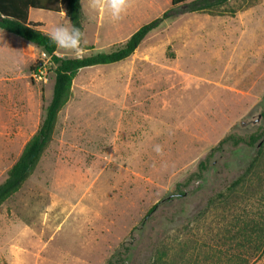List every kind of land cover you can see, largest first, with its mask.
Instances as JSON below:
<instances>
[{
  "label": "rangeland",
  "instance_id": "374dc122",
  "mask_svg": "<svg viewBox=\"0 0 264 264\" xmlns=\"http://www.w3.org/2000/svg\"><path fill=\"white\" fill-rule=\"evenodd\" d=\"M81 7L84 43L62 57L108 52L172 8L128 0L113 21ZM171 11L125 59L75 73L34 171L0 204V264H105L129 241L121 264H264V0ZM31 19L71 25L48 10ZM23 42L0 29V184L53 91L48 57ZM208 154L203 181L176 196Z\"/></svg>",
  "mask_w": 264,
  "mask_h": 264
},
{
  "label": "trees",
  "instance_id": "16d2710c",
  "mask_svg": "<svg viewBox=\"0 0 264 264\" xmlns=\"http://www.w3.org/2000/svg\"><path fill=\"white\" fill-rule=\"evenodd\" d=\"M65 4L66 15L71 25L80 28L83 33L81 0H61ZM228 0H171V6L184 7L188 11H211L214 7L226 3ZM59 0H0V29L17 35L23 40L34 44L45 53L52 64L53 70V91L52 96L45 107L44 116L35 133L24 145L19 157L8 169L5 180L0 184V204L17 191L22 183L34 171L40 157L52 139L57 114L66 100L72 78L75 73L82 68L99 64H110L125 59L131 55L139 46L145 36L154 28L158 27L162 21L172 17L171 9L164 12L161 17L140 26L123 43L108 52H97L91 55L62 57L57 53V46L50 41L46 32L39 29L40 23L31 22L28 19L29 10L40 9L48 11L59 10ZM38 65L35 67L37 68ZM33 70V66H31ZM262 115H264V98L262 102ZM264 133V132H263ZM233 136L223 138L209 153L218 150L220 146L231 140ZM261 136L260 133L251 134L246 141L248 145H253ZM241 138L235 139V142ZM210 154L201 159L194 171H192L183 182L177 184L176 196H182L184 191L182 186L188 185L193 180H202L203 175L210 167ZM174 194H172L173 196ZM171 197V196H170ZM169 197V198H170ZM167 198V199H169ZM165 200V199H164ZM163 201V200H162ZM161 203L153 205L146 214L148 218ZM131 241L126 245L122 243L115 252L106 260L105 264H121L129 259L128 251Z\"/></svg>",
  "mask_w": 264,
  "mask_h": 264
},
{
  "label": "clouds",
  "instance_id": "9594fccd",
  "mask_svg": "<svg viewBox=\"0 0 264 264\" xmlns=\"http://www.w3.org/2000/svg\"><path fill=\"white\" fill-rule=\"evenodd\" d=\"M91 7L104 8L113 21H118L128 8V0H91ZM50 41L57 47L79 54L84 43L83 33L80 28L70 24L53 25L46 33ZM153 151L163 153V146L156 144Z\"/></svg>",
  "mask_w": 264,
  "mask_h": 264
},
{
  "label": "crops",
  "instance_id": "0c3cea01",
  "mask_svg": "<svg viewBox=\"0 0 264 264\" xmlns=\"http://www.w3.org/2000/svg\"><path fill=\"white\" fill-rule=\"evenodd\" d=\"M59 3H60V5H59V11L57 12V11H53L54 13H58V14H60V15H66V11H65V4L61 1V0H59ZM170 3H171V0H170ZM81 9H82V7H81ZM32 10H36V9H30L29 10V14H28V19L31 21V22H34V23H40L41 24V22H42V20L41 19H31V12H32ZM40 10V9H39ZM83 13V12H82ZM67 16V15H66ZM97 25H99V23H97ZM83 32H84V29H83ZM47 33V32H46ZM23 44L25 45V47L26 46H28L29 48H31V49H33L35 46L33 45V44H31V43H25V42H23ZM61 56V55H60ZM37 130V129H36Z\"/></svg>",
  "mask_w": 264,
  "mask_h": 264
},
{
  "label": "built area",
  "instance_id": "2783aa9c",
  "mask_svg": "<svg viewBox=\"0 0 264 264\" xmlns=\"http://www.w3.org/2000/svg\"><path fill=\"white\" fill-rule=\"evenodd\" d=\"M43 65L37 66V68L34 70V77L38 78V79H42L43 75H44V70L42 69Z\"/></svg>",
  "mask_w": 264,
  "mask_h": 264
}]
</instances>
